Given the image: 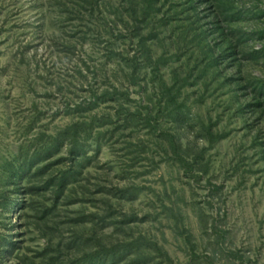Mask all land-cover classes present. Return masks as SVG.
<instances>
[{
	"label": "rangeland",
	"instance_id": "1",
	"mask_svg": "<svg viewBox=\"0 0 264 264\" xmlns=\"http://www.w3.org/2000/svg\"><path fill=\"white\" fill-rule=\"evenodd\" d=\"M112 253L264 264V0H0V264Z\"/></svg>",
	"mask_w": 264,
	"mask_h": 264
},
{
	"label": "trees",
	"instance_id": "2",
	"mask_svg": "<svg viewBox=\"0 0 264 264\" xmlns=\"http://www.w3.org/2000/svg\"><path fill=\"white\" fill-rule=\"evenodd\" d=\"M113 255V256H112ZM112 255L109 257L108 254L103 257L102 254H97L96 256H93L91 258H88L84 264H116L115 254L112 253Z\"/></svg>",
	"mask_w": 264,
	"mask_h": 264
}]
</instances>
